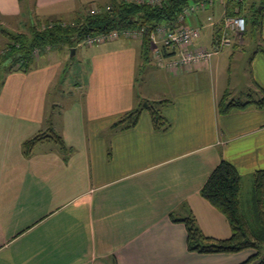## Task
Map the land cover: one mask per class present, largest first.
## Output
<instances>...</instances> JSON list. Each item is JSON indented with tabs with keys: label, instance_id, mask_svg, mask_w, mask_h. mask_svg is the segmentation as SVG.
<instances>
[{
	"label": "crops",
	"instance_id": "crops-1",
	"mask_svg": "<svg viewBox=\"0 0 264 264\" xmlns=\"http://www.w3.org/2000/svg\"><path fill=\"white\" fill-rule=\"evenodd\" d=\"M120 1L151 0H0V19L11 23L16 19L21 26L32 19L72 23L94 5L110 7ZM221 1L222 17L213 24L217 31L213 55L174 72L160 68L150 55L148 61L157 67V75L152 80L155 84L144 91L136 85L143 58L140 38L116 40L109 46L110 54L99 59L97 74L94 65L83 98L70 103L73 107L58 118L48 94L62 70L50 64L51 57L39 56L27 72H4L0 88V264H239L255 253L254 249L190 252L185 224L170 217L171 213L184 217L192 212L206 235L230 237L227 217L202 196L201 189L225 159L242 176L246 211L253 173L264 169V108L251 104L225 114L219 111L225 96L242 102L260 99L251 94L232 97L231 81L226 84L221 79L219 58H212L244 35H232L229 44L218 45L224 19L232 15L228 0ZM247 11L246 23L250 24L253 12ZM202 14L189 16L187 22L197 26L203 21ZM261 28L264 40V22ZM8 42L0 32V54ZM253 58L260 62H253L251 83L263 95L264 54L256 53ZM150 72L151 68L146 69ZM175 78H180L177 85L172 81ZM141 97L165 100L161 111L170 127L156 130L150 112L144 110L135 126L113 129L112 124L136 108ZM50 126L63 137L67 149L46 140L26 156L23 143Z\"/></svg>",
	"mask_w": 264,
	"mask_h": 264
},
{
	"label": "trees",
	"instance_id": "trees-1",
	"mask_svg": "<svg viewBox=\"0 0 264 264\" xmlns=\"http://www.w3.org/2000/svg\"><path fill=\"white\" fill-rule=\"evenodd\" d=\"M205 0H163L161 3H137L135 1H120L110 7L99 8L95 13L89 11L75 22L64 23L56 20L52 26L39 28L31 23L29 34L15 33L0 24V32L9 38L7 49L0 54V88L3 85V74L6 70L17 69L29 71L34 63L32 52L35 47L46 45H59L69 43L77 46L84 42L89 35H98L112 30L135 29L140 25L146 27L142 39L143 59L148 61L151 54V41L149 33L163 22L170 24L177 20L183 8L192 3ZM207 1V0H206ZM230 3V4H229ZM244 0H228L229 14H244ZM233 6V7H232ZM238 6L239 10L235 11ZM246 14V13H245ZM244 14V15H245ZM262 11L258 8L252 13V19L256 28L261 29ZM47 24V23H46ZM10 65H6L9 63ZM165 100L142 99L141 103L123 113L113 124V129L129 128L135 126L141 113L148 110L152 117L156 130H164L170 127V121L163 115L159 108ZM255 104L258 108H264V94L258 100L242 102L235 99H227L225 96L219 103V111L223 114L233 109H243ZM46 140H53L67 149L65 140L52 127L41 132L23 143L24 154L31 155L34 147ZM243 179L235 165L223 159L214 168L208 180L201 189V194L214 207L221 211L228 219L231 226V236L218 239L206 235L199 226L196 217L190 212L187 216L176 217L170 214L174 222H182L187 229V247L190 252L201 254L235 253L246 249H254L255 253L239 264H264V169L253 173V207L254 221L248 219L242 203Z\"/></svg>",
	"mask_w": 264,
	"mask_h": 264
},
{
	"label": "rangeland",
	"instance_id": "rangeland-1",
	"mask_svg": "<svg viewBox=\"0 0 264 264\" xmlns=\"http://www.w3.org/2000/svg\"><path fill=\"white\" fill-rule=\"evenodd\" d=\"M28 2L29 1H27L26 3ZM223 2L225 1L223 0ZM212 3H215L214 6L209 7L211 6ZM212 3L208 4L203 11L194 14L196 17L197 16L200 17V14L203 13L202 14L203 21L201 23L199 22L198 24H196L197 27L200 28L199 29L200 34L194 40V44H196L198 48L206 47L213 50L212 47H214L215 45L213 37L216 36L217 31H216V27L213 24L221 19L223 13V6L221 0H214ZM253 3H255L256 5L250 7V5ZM245 6H246L245 7L246 14L244 13L245 18H248L250 15V13L247 11L248 9H250V12L252 13L255 10V8L259 9V7H262V9L260 10L262 11L261 20L262 22H264V0H246ZM94 7H98V5H94ZM96 9L98 10L99 8ZM209 17H211L212 20H209ZM0 21H2L4 25L9 29H11L12 31L14 29L16 30L15 27H18L17 29L21 30V32L14 31L15 33L29 34V27L31 23L38 25L39 28H43L48 24H49L48 26H52L56 20L50 19V20H46V21L42 20L38 22L37 20L32 19V21H30L26 25L24 24L25 26H21L20 24H18L16 19L12 23L10 21L7 22V20L5 19H0ZM64 23H70V22H64ZM162 24L166 25L164 23ZM177 24H179V21ZM188 24L192 25L191 21H189ZM232 34L239 37L243 34L244 35L241 39H237L236 41L233 40V44L236 42L237 45L232 44L228 47H225L223 50L219 51L218 53H215L214 56L212 57L213 59L219 58V75L226 84L227 82L231 81L230 84L231 86L229 87V89L232 97L246 98L247 97L246 94H251L255 98L257 96L258 98H261V96H263L261 95L262 92L260 91L259 88H257L251 83V76L253 71V62L255 60L253 57L255 56L256 53L264 54V40L262 37V28L261 29L256 28L254 23H250L247 25L246 31L244 33H241L240 35L236 33H231V35ZM235 36H231V39H233V37ZM127 39L131 40L132 38H127L124 35H119V37H116V39L111 38L106 41L103 40L100 42H96L94 44H88L82 41L75 47L70 46L69 43H62L59 45L49 44L46 45L45 47L38 46L34 48L31 54L32 58L34 59V62L36 61V59H39L38 58L39 56H42L41 58L51 57L52 59L50 60V64H52V66L55 67L57 65H60L59 67L62 70L61 77L57 76L55 83H53L52 88L48 94L49 102L51 100L54 101V103L56 104L52 108V111L54 110L56 118H58L59 113L63 114L64 112H67L69 108H72L73 106L70 105V103H72L74 100L79 99V97L80 99L83 98L82 93L85 90L87 83L90 81L91 74H93L94 65L97 66L96 68V74H97L100 71L99 70L100 68L98 66L100 65V63H102L99 59H106V57L103 56L110 54V53L108 54V51L111 48L109 46L115 45L114 42L116 40L120 41ZM194 44L192 45V47L197 48L196 46H194ZM73 48H76L74 52L72 51ZM6 49H7L6 46L3 47L1 53ZM100 55L102 57H100ZM140 60H139L140 64L137 67V69L139 68V70L137 71L138 74L136 73L137 74L136 85H137V90L141 89L144 91V89L146 90V88L149 87L150 85L155 84L152 83L153 82L152 80L155 79L154 77L157 75V71L154 70L157 69V67L153 65V63H149V61L147 62L143 60V58H141ZM255 61L258 62L259 60L257 59ZM115 64L117 63L115 62ZM148 68H151L153 73L150 72L149 74H147L146 69ZM160 68H164V70L168 72L171 71L174 72V69H171L169 67H160ZM181 78L183 79L182 76ZM172 81L175 82V84L177 85L180 82V78H175ZM78 85H82V88L79 89ZM243 89H245L244 92L245 94L241 93V90ZM142 99L143 98L141 97L139 104L141 103ZM161 107L162 105L159 106L160 109ZM252 199H253V190L248 189L245 197V206H246L247 217L251 221V223L254 221V213L252 212V207H253Z\"/></svg>",
	"mask_w": 264,
	"mask_h": 264
},
{
	"label": "built area",
	"instance_id": "built-area-1",
	"mask_svg": "<svg viewBox=\"0 0 264 264\" xmlns=\"http://www.w3.org/2000/svg\"><path fill=\"white\" fill-rule=\"evenodd\" d=\"M162 1L163 0H151L150 3L159 4ZM213 1L214 0L192 2L183 8L177 20L170 24H161L150 31L148 36L152 46L151 54L159 67H169L175 70L208 60L213 55L214 51L208 48L192 47L194 40L200 34V28L195 25H190L187 22L188 16L203 11L204 8ZM96 8L97 7L91 8V12L95 13L97 11ZM209 20H212V18L209 17ZM178 21L179 24H177ZM246 26V18L242 14L226 16L218 45L229 44L231 42V36L233 35H231V33L241 34L246 31ZM145 32L146 27L140 25L135 29L112 30L94 36L89 35L84 42L94 44L111 38L116 39L119 35H124L127 38H140L142 40ZM170 54L175 55L168 58ZM176 55L178 57H175Z\"/></svg>",
	"mask_w": 264,
	"mask_h": 264
},
{
	"label": "water",
	"instance_id": "water-1",
	"mask_svg": "<svg viewBox=\"0 0 264 264\" xmlns=\"http://www.w3.org/2000/svg\"><path fill=\"white\" fill-rule=\"evenodd\" d=\"M72 51L74 52L75 51V48H73Z\"/></svg>",
	"mask_w": 264,
	"mask_h": 264
}]
</instances>
